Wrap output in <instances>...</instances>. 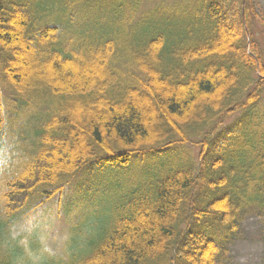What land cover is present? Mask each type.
<instances>
[{"label": "trees", "instance_id": "trees-1", "mask_svg": "<svg viewBox=\"0 0 264 264\" xmlns=\"http://www.w3.org/2000/svg\"><path fill=\"white\" fill-rule=\"evenodd\" d=\"M258 5L0 0V264L224 263L243 209L264 217V159L242 150L264 125ZM21 53L28 67L40 55L37 78ZM238 112L258 123L221 130ZM173 151L121 195L99 179L100 197L69 209L80 173Z\"/></svg>", "mask_w": 264, "mask_h": 264}, {"label": "rangeland", "instance_id": "rangeland-1", "mask_svg": "<svg viewBox=\"0 0 264 264\" xmlns=\"http://www.w3.org/2000/svg\"><path fill=\"white\" fill-rule=\"evenodd\" d=\"M257 4H259L258 6L260 11L264 12V0H257ZM255 38L259 42L264 53V35L260 34L259 31H257ZM31 56L34 57V64L32 67H28L24 64L25 61H23L24 58L22 53L19 54L16 65L19 70H21L28 76V78H37L38 75L36 73V70L42 69L41 58L39 57L40 55L37 56L35 53L31 54ZM260 105L264 107V96L260 101ZM260 110L262 109L260 108ZM241 115L242 113L239 112L229 117L222 125L221 130H228L238 122L237 119H239ZM247 117L246 120L249 121L247 123L244 122L243 119L240 120L242 128L252 122L250 120L251 118L255 120V118L253 117ZM255 122L256 125L258 122L256 120ZM241 134L242 138H244L245 134L242 132ZM227 135L228 133L225 134V136ZM258 135L260 137V144L254 142L247 144L242 148L243 151H246L248 160L252 165L258 164L261 161L260 155H262V158L264 159V125L258 130ZM246 143L247 141L243 139L242 145H245ZM188 146L192 148V150H194L195 155L199 153L200 145L189 143ZM235 149H237V146L223 150L226 155L225 159L232 161L235 157L233 152H241V148L237 151H235ZM177 152L178 151H173L172 153H169L167 155H162V157H148V159H145L141 162V168L135 166V168L129 170H120L119 173L111 171L109 172V176H106L104 180L112 178L116 179V176L118 175V186L128 188L127 183L130 180L137 178L144 171L149 170V168L153 169L159 166H163L164 162L173 160L177 155ZM182 152L188 153L187 151ZM235 162L238 163V161ZM250 163L248 164L250 165ZM233 234L234 235H232L231 237V242L228 245L227 253L223 257V264H264V217L255 208L243 209ZM203 261H205L206 263V260ZM203 261L201 262V264L204 263Z\"/></svg>", "mask_w": 264, "mask_h": 264}]
</instances>
